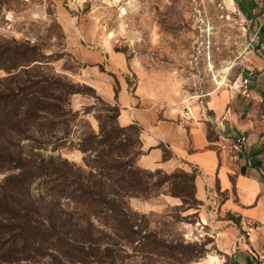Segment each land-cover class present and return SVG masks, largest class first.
I'll return each instance as SVG.
<instances>
[{"label":"rangeland","instance_id":"1","mask_svg":"<svg viewBox=\"0 0 264 264\" xmlns=\"http://www.w3.org/2000/svg\"><path fill=\"white\" fill-rule=\"evenodd\" d=\"M250 32L223 0H0V264H192L211 251L192 189L175 183L184 169L145 168L139 134L117 129L118 106L86 71L127 74L163 96H202L214 75L233 80L241 71ZM4 50L16 51L14 63L1 58ZM43 79L55 86H46L35 131L24 100ZM64 160L104 202L114 197L113 165L126 169L123 183L135 188L117 201L133 216L134 240L125 242L121 217L105 205L78 202L77 185L32 170L34 162L45 169ZM20 164L32 171L14 185L8 178ZM139 182L148 194L137 192ZM37 221L45 243L19 239V227ZM188 244L198 251L188 254Z\"/></svg>","mask_w":264,"mask_h":264},{"label":"crops","instance_id":"2","mask_svg":"<svg viewBox=\"0 0 264 264\" xmlns=\"http://www.w3.org/2000/svg\"><path fill=\"white\" fill-rule=\"evenodd\" d=\"M223 2L251 30L246 61L233 80L214 75L202 96L196 91L183 97L174 89L163 96L132 84L127 74L86 72L119 107V124L138 127L145 168L195 173L199 221L215 236L211 251L192 264H257L250 246L264 250V0ZM248 75L247 98L238 84ZM242 220L256 227L251 244Z\"/></svg>","mask_w":264,"mask_h":264},{"label":"trees","instance_id":"3","mask_svg":"<svg viewBox=\"0 0 264 264\" xmlns=\"http://www.w3.org/2000/svg\"><path fill=\"white\" fill-rule=\"evenodd\" d=\"M28 52H26L25 50H23L21 53H19V55H22V57H24V59L27 57ZM1 55H3L1 58L4 57V55L7 56V60L6 62H13L14 63V58L13 55H16V51L13 50H4L3 52H1ZM5 60V59H4ZM32 60V59H31ZM31 60H27L25 61V63H19L18 66L21 65H25L27 63H29ZM5 62V63H6ZM22 62V61H20ZM1 68V67H0ZM55 82H60L57 79H55ZM46 86H50L53 87L55 86L52 82V80L50 79H43V80H37L34 81L33 84L28 87L29 90L26 93V101L27 102V106L30 109V114H29V122L32 124L33 129L35 131H38L40 129L41 124L38 121V112L40 111V109L42 108V99L43 97H45V89L47 88ZM73 93H76V91H73ZM18 95L16 93H13L12 98L13 100H9L4 104V107L7 106L8 108L6 109L7 111H14L17 105V100L16 97ZM117 111V121H118V116H119V112L120 109L119 107L116 108ZM118 130H133L135 133L139 134V129L136 125H129V126H117ZM1 164H3V159H1ZM0 164V165H1ZM34 166L32 168L35 169L36 175L40 176V172H48L49 174L53 175V174H60V177H58V179L61 180L62 183H64L65 185L70 183L72 185H77V190L79 192V200L82 203H86V204H90V205H95L97 207H102V205H105L106 210H109L113 215L117 216V217H121L120 222H122V229L125 228V242H130L132 240H134V238L132 237L134 234H136V231H134V223L132 222V215L130 216V214L127 213V204L124 202L119 203V201H117V199L120 197H122L121 195V190H124L125 192H128L126 190H129L128 188H135V185L131 182L130 184L127 183H123V182H127L125 179V174H127L126 169L118 166L117 164L113 165V170H117L116 171V182L114 184V190H113V194L114 197L113 199H107V201H102V196L103 193L102 191H97L95 190L92 186H90L88 183H86L81 177L80 174H78V169H75V166L70 165L67 161H62L60 164H57L54 166V164L56 163H52L53 166H49V167H43L42 164H37L36 162L33 163ZM17 169H19V173L15 174L13 176H10V178H8V181H14V185L17 184L18 182L15 180H19L21 183V185H23L27 175L29 174V172H31L32 170L25 172V166L24 165H18L16 166ZM120 169H123V171H118ZM125 170V171H124ZM182 176L181 177H176L178 178V180H175L176 186L178 188H180L181 190L184 189V187L188 184L189 187L192 189V198L193 200L196 202V204L198 205V208L200 207V201L196 198L195 196V173L192 172H187L185 170L182 171ZM44 176V175H42ZM46 176L47 173H46ZM141 189H139L137 192H141L142 194L147 193V189L144 188V184H142V182H139ZM122 184V186H120L121 188H119L118 185ZM116 189H119L120 191H116ZM135 190V189H134ZM178 190V189H177ZM76 192V189H75ZM77 193V192H76ZM148 194V193H147ZM98 198V199H97ZM104 207V206H103ZM20 228V234H18L19 239H26V240H30V242L35 245H41L44 244L47 237H46V231L47 228L45 226V223H39L37 222H30L28 227L27 226H22L19 227ZM58 234V233H57ZM160 243V242H159ZM169 249L173 250L174 247H168ZM188 254H192L193 252L198 251V246L195 244H188L186 247H183ZM155 250V249H153ZM185 255H187L186 253H184ZM18 260V259H17ZM193 260V259H191Z\"/></svg>","mask_w":264,"mask_h":264},{"label":"built area","instance_id":"4","mask_svg":"<svg viewBox=\"0 0 264 264\" xmlns=\"http://www.w3.org/2000/svg\"><path fill=\"white\" fill-rule=\"evenodd\" d=\"M250 79H251V76L248 75L247 77L241 78L238 84V89L240 93L247 98L251 96ZM244 140H245L244 138L241 139V141H244ZM240 229H241L243 237H245L248 243L251 244L252 236L254 235L256 231V227L254 226V224L248 220H242L240 222ZM208 235L211 237H214L215 233L213 231L211 233L208 232ZM250 247H251L250 250L253 256L255 257L256 263L264 264V250L256 249L252 246Z\"/></svg>","mask_w":264,"mask_h":264},{"label":"bare ground","instance_id":"5","mask_svg":"<svg viewBox=\"0 0 264 264\" xmlns=\"http://www.w3.org/2000/svg\"><path fill=\"white\" fill-rule=\"evenodd\" d=\"M229 68H226V70L225 71H227Z\"/></svg>","mask_w":264,"mask_h":264}]
</instances>
